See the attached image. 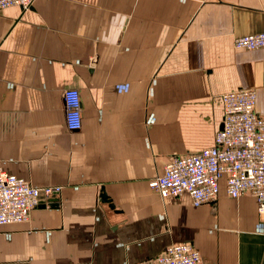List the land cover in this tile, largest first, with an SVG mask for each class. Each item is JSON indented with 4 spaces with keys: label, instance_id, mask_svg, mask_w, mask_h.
Returning <instances> with one entry per match:
<instances>
[{
    "label": "crops",
    "instance_id": "obj_1",
    "mask_svg": "<svg viewBox=\"0 0 264 264\" xmlns=\"http://www.w3.org/2000/svg\"><path fill=\"white\" fill-rule=\"evenodd\" d=\"M264 0H33L0 9V171L60 186L25 222L0 225V264H135L190 241L198 264H264L256 200L161 198L147 182L210 146L218 96L255 91L264 116ZM78 91L80 128L63 122Z\"/></svg>",
    "mask_w": 264,
    "mask_h": 264
},
{
    "label": "built area",
    "instance_id": "obj_2",
    "mask_svg": "<svg viewBox=\"0 0 264 264\" xmlns=\"http://www.w3.org/2000/svg\"><path fill=\"white\" fill-rule=\"evenodd\" d=\"M33 0H0V9L30 7ZM236 49L264 48V31L235 36ZM222 106L219 128L210 146L197 152L173 156L163 165L160 174L150 178L148 187L161 198L186 194L191 204L213 202L219 179L230 198L242 195L256 200L257 213L264 219V116L254 110L255 91L239 88L218 96ZM63 122L68 131L80 128L78 91L62 92ZM60 192V186H31L26 180L0 171V225L25 222L30 211L48 202ZM199 251L190 241L167 244L153 257L135 264H198Z\"/></svg>",
    "mask_w": 264,
    "mask_h": 264
}]
</instances>
